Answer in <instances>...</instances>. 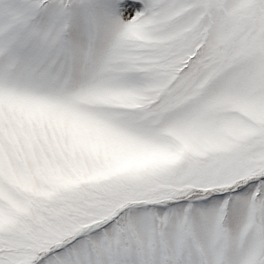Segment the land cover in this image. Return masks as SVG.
Instances as JSON below:
<instances>
[{"label": "snow or ice", "instance_id": "obj_1", "mask_svg": "<svg viewBox=\"0 0 264 264\" xmlns=\"http://www.w3.org/2000/svg\"><path fill=\"white\" fill-rule=\"evenodd\" d=\"M0 264H264V0H0Z\"/></svg>", "mask_w": 264, "mask_h": 264}]
</instances>
